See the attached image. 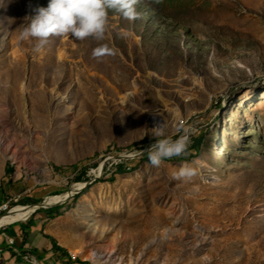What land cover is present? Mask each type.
I'll list each match as a JSON object with an SVG mask.
<instances>
[{"label": "rangeland", "instance_id": "374dc122", "mask_svg": "<svg viewBox=\"0 0 264 264\" xmlns=\"http://www.w3.org/2000/svg\"><path fill=\"white\" fill-rule=\"evenodd\" d=\"M47 3L0 0V203L75 189L44 228L89 264H264V0H139L138 19L109 10L103 40L36 51L20 33ZM161 122L188 148L154 168ZM184 163L196 174L174 179ZM12 249L0 264L69 262Z\"/></svg>", "mask_w": 264, "mask_h": 264}, {"label": "clouds", "instance_id": "9594fccd", "mask_svg": "<svg viewBox=\"0 0 264 264\" xmlns=\"http://www.w3.org/2000/svg\"><path fill=\"white\" fill-rule=\"evenodd\" d=\"M159 3L160 0H154ZM139 0H48L47 6L35 9L30 22L20 33V39L34 38L37 43L35 50L40 51L53 37L71 35L78 40L92 37L103 40L108 23L109 10L120 13L128 20L138 19L136 5ZM107 53V46L97 47L93 55L100 57ZM166 124L158 123L154 127L157 138L148 148V162L158 168L165 158L180 156L188 148L189 129L177 125L176 138L166 134ZM196 174L188 163L182 164L174 174V179L190 180Z\"/></svg>", "mask_w": 264, "mask_h": 264}, {"label": "crops", "instance_id": "0c3cea01", "mask_svg": "<svg viewBox=\"0 0 264 264\" xmlns=\"http://www.w3.org/2000/svg\"><path fill=\"white\" fill-rule=\"evenodd\" d=\"M47 219V214H41L30 222H24L18 225H12L10 223L11 227H8L9 230L7 229V231H4L0 236V252L5 256L8 255L13 247L9 245L8 238H15L16 244L14 246L21 247L20 253L28 255V252L32 251L38 257H43L45 254L43 250L45 249L49 251L50 255H52L54 251L52 250V245L49 239L46 237V235L49 234H47L46 229L44 228ZM29 228L30 231L28 233ZM49 257H45V260L48 264H53L51 259L48 260Z\"/></svg>", "mask_w": 264, "mask_h": 264}, {"label": "trees", "instance_id": "16d2710c", "mask_svg": "<svg viewBox=\"0 0 264 264\" xmlns=\"http://www.w3.org/2000/svg\"><path fill=\"white\" fill-rule=\"evenodd\" d=\"M57 170H61V168H57ZM12 173H13V167L10 164H8L6 167V177L9 179L10 182L12 180ZM84 177H85L84 172L83 173L78 172L76 179L82 180ZM61 208H62V206H55L53 208L46 209L48 219L50 220V219H54V218L60 216L62 214ZM29 231H30V228L28 229V233H29ZM25 233H27V232H25ZM46 237L49 239L54 252H58L62 256H67L69 258V262L67 264H89L88 262H83L80 259H73L72 256L69 254L68 250L66 248H64L63 246H61L58 243L57 239L54 238L53 236L46 235ZM10 253L12 254V256L18 255L13 249L10 250Z\"/></svg>", "mask_w": 264, "mask_h": 264}, {"label": "bare ground", "instance_id": "6f19581e", "mask_svg": "<svg viewBox=\"0 0 264 264\" xmlns=\"http://www.w3.org/2000/svg\"><path fill=\"white\" fill-rule=\"evenodd\" d=\"M203 169H204V167H203ZM67 198H68V194L52 195V196L48 197L47 202L49 204H54V203H57V202L65 201ZM36 208H37V205H29V206L19 205V206L14 207L11 212L3 215L0 218V228L5 226V225H7V224H10V223L22 220V219L24 220L32 212H34V210ZM80 254L86 256L85 252H83V251L80 252ZM89 257L93 258L94 261H96V257L93 254L91 256H89Z\"/></svg>", "mask_w": 264, "mask_h": 264}, {"label": "built area", "instance_id": "2783aa9c", "mask_svg": "<svg viewBox=\"0 0 264 264\" xmlns=\"http://www.w3.org/2000/svg\"><path fill=\"white\" fill-rule=\"evenodd\" d=\"M20 198H21V196H19V197H15V198H11V199H9V200H7V201H4V202L0 203V218H1L3 215H5V214L11 212L12 209L14 208L13 206H14L16 203H18V201L20 200ZM3 227H4V226H3ZM1 228H2V227H1ZM1 228H0V229H1ZM8 243H9V245L14 246V245L16 244V239H15V238H8Z\"/></svg>", "mask_w": 264, "mask_h": 264}, {"label": "water", "instance_id": "95a60500", "mask_svg": "<svg viewBox=\"0 0 264 264\" xmlns=\"http://www.w3.org/2000/svg\"><path fill=\"white\" fill-rule=\"evenodd\" d=\"M74 191H76V190H75V189H72L71 192L67 193V194H68V198L72 195V193H74ZM66 200H67V199H66ZM66 200H65V201H66ZM65 201L57 202V203H54V204H49V203L47 202V200H46V201H44V202H42V203L37 204V208H47V209H49V208H53V207H55V206H59L60 204H63Z\"/></svg>", "mask_w": 264, "mask_h": 264}]
</instances>
